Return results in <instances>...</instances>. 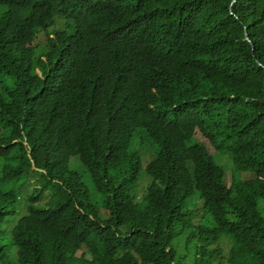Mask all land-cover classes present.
I'll return each instance as SVG.
<instances>
[{
  "label": "trees",
  "instance_id": "1",
  "mask_svg": "<svg viewBox=\"0 0 264 264\" xmlns=\"http://www.w3.org/2000/svg\"><path fill=\"white\" fill-rule=\"evenodd\" d=\"M0 152V264H264V0H0Z\"/></svg>",
  "mask_w": 264,
  "mask_h": 264
},
{
  "label": "rangeland",
  "instance_id": "2",
  "mask_svg": "<svg viewBox=\"0 0 264 264\" xmlns=\"http://www.w3.org/2000/svg\"><path fill=\"white\" fill-rule=\"evenodd\" d=\"M60 27V24H59ZM46 41V36L45 34H41L40 38L38 39V43L41 46L42 44H44ZM200 137V135H198ZM1 154V152H0ZM214 160L224 166V168L226 169L228 167V172L226 173V177H225V182L230 185L231 183V179H232V171H231V159L230 157L226 154V153H216L214 154ZM70 167L72 170L76 171L77 173H79L81 175V178L83 181L86 182V184L91 188L92 193L98 198V200H102V195L96 190L91 177L89 176V174L87 173V170L85 168V166H83L79 160H77L76 158H71L70 161ZM3 169V163L0 160V170ZM227 170V169H226ZM243 177L245 179H249L252 177V174L247 173L244 174ZM149 182V178L147 176H144L142 178V182L140 183L139 186V192L142 194L147 186V183ZM17 183H21V182H17ZM13 185V184H10ZM17 186V184H16ZM21 186V184L18 185V187ZM31 184L29 183H25L21 189H18V192L20 193L19 195L20 197V206L17 208L16 212L17 215L15 217L14 221H18L19 218L21 216H23L26 213L27 210V197L30 193L31 190ZM20 188V187H19ZM195 205L194 207H192V210L194 211V219H193V225H199V223H206L207 220H212L211 217L206 216L203 213V210H200V207H202V201L200 200V198H198V200L195 201ZM261 207H264V203L260 204ZM105 215V214H104ZM205 217V218H204ZM11 228H12V224H6L3 228V231L1 233V243L5 246H7L9 248L10 254H12V249L10 247L11 245ZM192 232H193V227L188 228L187 230L184 231L183 234H181L179 237L175 238L174 240V249L178 251V258L181 259L182 264H194L195 261V257H196V247H197V242L195 240V238H192ZM232 246V243L228 240L227 237H223L222 241H221V247L224 249L225 253H228L230 248ZM78 255H80V252L78 253ZM87 257H90V255H88ZM12 262L15 263L17 262L15 259L16 257H11Z\"/></svg>",
  "mask_w": 264,
  "mask_h": 264
}]
</instances>
